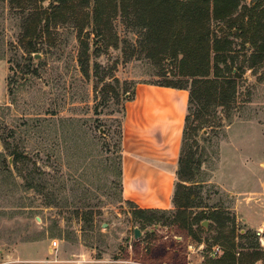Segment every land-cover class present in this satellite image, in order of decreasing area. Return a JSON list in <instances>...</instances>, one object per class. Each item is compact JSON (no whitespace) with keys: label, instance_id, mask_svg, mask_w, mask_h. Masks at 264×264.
<instances>
[{"label":"rangeland","instance_id":"obj_1","mask_svg":"<svg viewBox=\"0 0 264 264\" xmlns=\"http://www.w3.org/2000/svg\"><path fill=\"white\" fill-rule=\"evenodd\" d=\"M48 1L41 5L46 8ZM85 12L90 14L91 6ZM29 14L0 0L6 88L0 101V264H22L7 257L15 250L38 257L29 264H143V250L161 245L170 247L166 264L215 262L209 253L217 232L203 233L198 244L172 226L145 225L122 195L126 104L140 85L178 80L168 66L172 61L148 58L137 32L118 17L110 33L117 47H101L97 55L94 43L102 46V38L91 23L85 27L90 49L85 78L77 63L75 25L23 39ZM29 41L37 53L25 51ZM94 64L106 74L102 83L93 76ZM243 66L231 104L210 110L200 125L192 115L198 130L182 143L184 154L200 163L195 183H181L199 192L201 208L193 212L217 210L229 220L228 228L233 221L236 263L255 251L264 255L253 236L264 226V68ZM105 84L111 88L102 90ZM179 182L176 177L174 190ZM134 228L142 233L137 240ZM148 232L154 235L147 237ZM245 233L249 238L242 239ZM29 244L35 248L27 249ZM263 257L253 264H264Z\"/></svg>","mask_w":264,"mask_h":264},{"label":"trees","instance_id":"obj_2","mask_svg":"<svg viewBox=\"0 0 264 264\" xmlns=\"http://www.w3.org/2000/svg\"><path fill=\"white\" fill-rule=\"evenodd\" d=\"M7 1L12 7L30 13L25 20L23 39H39L43 34H49L52 27L73 23L79 44L77 63L85 78L89 77L90 62L89 34L83 33L85 27L91 23L96 36L102 38V46H99L101 42L94 43L95 55L101 47H117L118 40L110 39L111 21L115 18L119 17L126 28L134 29L139 37L138 45L141 51L147 50L148 58L158 57L159 62L167 59L173 63L170 65L168 62V66H172L178 80L160 86L188 90L182 132L184 144L187 136L198 130V126L191 123L192 115L193 121L199 124L210 110L231 104L236 93L235 79L240 76L244 64L252 71L264 68L262 0H251L245 5H241V0H49L46 8L41 4L47 0ZM90 6L89 14L85 9ZM25 49L29 54L38 52L36 43L31 41L27 42ZM240 57L243 59L242 66L237 65ZM93 68L94 78L102 83L106 74L100 72L98 64H94ZM107 87L111 88L105 84L102 90ZM94 88L97 89V86ZM195 105L198 111L194 112ZM184 144L176 171L180 182L175 186L171 209H141L132 203L134 218L145 225L172 226L177 234L189 238L192 243L199 244L203 233L217 232L212 237L211 246L221 247L223 253L212 264H253L260 260L264 255L255 251L247 260L236 263L239 253L235 251L234 240L238 237L233 221L228 228L226 223L229 220L221 218L217 210L193 212L201 208L199 192L181 183H195L200 163L184 154ZM203 221L209 223L207 227L201 226ZM211 223L215 226L212 227ZM153 235L154 232L147 233V237ZM241 237L246 239L249 235L245 233ZM169 248L166 245L145 248L143 264H166Z\"/></svg>","mask_w":264,"mask_h":264},{"label":"crops","instance_id":"obj_3","mask_svg":"<svg viewBox=\"0 0 264 264\" xmlns=\"http://www.w3.org/2000/svg\"><path fill=\"white\" fill-rule=\"evenodd\" d=\"M4 77L5 68L0 66V101L6 97ZM188 95L187 90L146 84L138 86L126 104L121 140L122 195L141 209L171 208ZM30 248L35 247L29 244ZM15 251L7 255L13 262L29 264L38 258Z\"/></svg>","mask_w":264,"mask_h":264},{"label":"built area","instance_id":"obj_4","mask_svg":"<svg viewBox=\"0 0 264 264\" xmlns=\"http://www.w3.org/2000/svg\"><path fill=\"white\" fill-rule=\"evenodd\" d=\"M254 240L260 250L264 251V226L257 228L253 232ZM222 249L219 246L212 247L209 257L211 259H218L222 255Z\"/></svg>","mask_w":264,"mask_h":264},{"label":"water","instance_id":"obj_5","mask_svg":"<svg viewBox=\"0 0 264 264\" xmlns=\"http://www.w3.org/2000/svg\"><path fill=\"white\" fill-rule=\"evenodd\" d=\"M207 225H208V222L207 221H203L201 223V226L202 227H207ZM141 235H142V233H141V231L138 228H134L133 229V238L135 240L139 239Z\"/></svg>","mask_w":264,"mask_h":264}]
</instances>
